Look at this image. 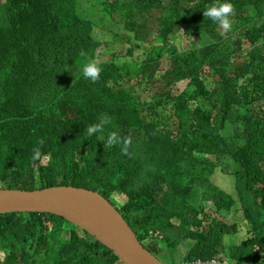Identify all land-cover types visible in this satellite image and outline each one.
I'll use <instances>...</instances> for the list:
<instances>
[{
    "label": "trees",
    "instance_id": "1",
    "mask_svg": "<svg viewBox=\"0 0 264 264\" xmlns=\"http://www.w3.org/2000/svg\"><path fill=\"white\" fill-rule=\"evenodd\" d=\"M227 2L234 13L223 34L203 15L214 0H116L110 11L130 46L118 56L105 42L109 30L80 13V0H0V183L122 195L119 207L110 202L168 264H264V112L243 111L264 105L256 47L264 0ZM182 31L189 44L180 50ZM165 58L176 64L150 95L157 79L146 67ZM89 59L102 68L95 82L83 78ZM102 113L112 123L88 137L84 129ZM111 131L131 135V155L105 147ZM235 164L228 193L229 181L212 177ZM208 203L224 219L249 206L248 226L210 218ZM184 243L191 250L178 261ZM0 253V264H119L96 238L47 213L0 215Z\"/></svg>",
    "mask_w": 264,
    "mask_h": 264
},
{
    "label": "water",
    "instance_id": "2",
    "mask_svg": "<svg viewBox=\"0 0 264 264\" xmlns=\"http://www.w3.org/2000/svg\"><path fill=\"white\" fill-rule=\"evenodd\" d=\"M16 212L63 217L96 238L122 264H166L143 247L122 214L100 192L75 187L0 191V214Z\"/></svg>",
    "mask_w": 264,
    "mask_h": 264
},
{
    "label": "rangeland",
    "instance_id": "3",
    "mask_svg": "<svg viewBox=\"0 0 264 264\" xmlns=\"http://www.w3.org/2000/svg\"><path fill=\"white\" fill-rule=\"evenodd\" d=\"M80 1H82V3H80V6H79L80 13H82L84 17L91 20L95 24V26H97L98 28L109 30L108 32L110 35H106L105 42L111 41L109 42L111 43L110 47L114 49V51L116 52L118 56L120 55L126 56L127 50L130 48L128 37L125 36L127 32L125 31V29H123V25L120 24L121 22L120 16H115L110 11L111 5L115 3L116 0H80ZM0 11L3 12L2 7H0ZM0 26H2L1 20H0ZM112 29H115L116 31H119V30L122 31V35L114 39L113 36L115 34V31H112ZM184 36H185L184 32L182 31L180 35L178 36V38L175 40L180 50H183V47H187L189 44V41L187 39H184ZM104 47L109 49V46L107 43L104 44ZM129 59L131 58H128L126 60H129ZM126 60H123V61H126ZM175 64H176V61L174 59L165 58V59H161L160 62L158 63H154L153 65L146 67L148 72H154V76L157 79L155 81V85L150 86L151 88L149 90L150 95L155 94L159 90V88L161 87L159 78L164 73H166L168 70H170V68H172ZM205 82L208 85V88L212 87L211 74H207V76L205 77ZM143 98L146 99L148 97L143 96ZM211 158L214 159V157H211ZM46 163H48V159L46 160ZM237 169H238V165L235 164L232 166V170L228 172L225 176H223L222 174H216L212 177V180L213 178L217 181L228 180L229 185L226 187L223 186V189L228 192L232 188V183L234 182L233 173L236 172ZM22 186L23 188L25 187L23 184ZM0 188L1 189H11L8 184H3V183H0ZM232 195H236V194H232ZM110 200L118 207L124 202L122 195H118V194H115L114 196H112V199L110 198ZM205 215H210V218L218 217L219 219H223L224 221L229 223V225L231 226L238 225V227H242L243 225L248 226V223H249L248 220L244 219L242 210H235V212L231 213V215L227 219H224L222 216L218 214L215 205L212 203H208L205 205ZM193 231H196V229L193 228ZM231 243H232V240H229V241L225 240L226 247H229ZM151 244L152 245H148V243L145 242L142 245L146 249H150L154 247V242H152ZM188 249H189V243L180 244L177 250L176 258L177 259L184 258L186 256V252ZM0 257L3 258L4 255L0 253ZM3 261L4 259H2V262ZM163 261L168 264L169 259L166 258ZM119 264H122V263L119 262Z\"/></svg>",
    "mask_w": 264,
    "mask_h": 264
},
{
    "label": "clouds",
    "instance_id": "4",
    "mask_svg": "<svg viewBox=\"0 0 264 264\" xmlns=\"http://www.w3.org/2000/svg\"><path fill=\"white\" fill-rule=\"evenodd\" d=\"M233 13H234V6L230 2H227V0H224V2H221V0H214V3L212 5H210L209 7H207L203 11V15H204L205 18L211 19L212 21L216 22L223 29V34H226L231 29V19H230V17L232 16ZM247 25H248V23H247ZM201 38H202V34H201L200 39ZM256 47L259 50H261V53H259L257 60L258 61H264V32L261 35H259ZM101 71H102V68L94 60L89 59L85 63V65L83 67V70H82L83 78L90 79L91 81L95 82V81H97L99 79V75H100ZM73 82L74 81H72V83ZM252 109L264 112V105H262V102H256V103L253 104L252 107H250L247 110L243 108L244 114L247 116V114ZM111 123H112L111 117L108 116L106 113H102L98 117L97 122L87 126L84 129V132L86 133V135L88 137H93L97 133H103L104 130H105V127L110 125ZM41 143H43V142L41 141ZM104 145H105V147H113V146H116V145H120L121 146V153L123 155H131L129 153V151H128L129 147L131 146V135L122 137V136H120L118 134L117 131H111V132L107 133V137H106V140L104 141ZM40 156H41V153H40L39 149H34L33 150V159L34 160L35 159H39ZM46 164H48V163H46ZM228 172L229 171H226V172L218 171L217 174H222L223 176H225ZM35 186H36L35 187L36 189H34V190H28V189H1L0 188V191H2V190H21V191L34 192V191L46 189V187L45 188L42 187L40 185V183L36 184ZM56 187H74V186H55L54 184H52V185H49L47 188L48 189H53V188H56ZM75 188H77V187H75ZM248 208H249V206L246 207V208L244 207V209H238V210H242L243 216H244V212L247 213ZM16 213H39V212H16ZM7 214H12V213H3V214H0V215H7ZM262 219L264 220V216H263ZM177 250H178V248H177ZM150 252L154 256L158 257L160 260L166 259L164 257H163V259H161L159 256L154 254L152 251H150ZM160 255H162V254H160ZM176 255H177V252L175 254V258H176ZM211 259H213V258H211ZM216 259H218V258H216ZM201 260H203V259H201ZM207 260H210V259H207ZM221 263L224 264L223 261H221ZM179 264H187V262L179 263Z\"/></svg>",
    "mask_w": 264,
    "mask_h": 264
},
{
    "label": "built area",
    "instance_id": "5",
    "mask_svg": "<svg viewBox=\"0 0 264 264\" xmlns=\"http://www.w3.org/2000/svg\"><path fill=\"white\" fill-rule=\"evenodd\" d=\"M187 264H222V263L219 259L213 258L210 260L195 259L192 261H188Z\"/></svg>",
    "mask_w": 264,
    "mask_h": 264
},
{
    "label": "flooded vegetation",
    "instance_id": "6",
    "mask_svg": "<svg viewBox=\"0 0 264 264\" xmlns=\"http://www.w3.org/2000/svg\"><path fill=\"white\" fill-rule=\"evenodd\" d=\"M151 251L156 254L157 256H159L161 259H163V255H160L156 250H154L153 248H151ZM163 261V260H162Z\"/></svg>",
    "mask_w": 264,
    "mask_h": 264
},
{
    "label": "crops",
    "instance_id": "7",
    "mask_svg": "<svg viewBox=\"0 0 264 264\" xmlns=\"http://www.w3.org/2000/svg\"><path fill=\"white\" fill-rule=\"evenodd\" d=\"M144 247V246H143ZM191 250V248L190 249H188V251H190ZM181 259H178V261H180ZM164 262V261H163ZM165 263V262H164ZM172 263H174V261H172ZM167 264V263H166ZM179 264V263H178Z\"/></svg>",
    "mask_w": 264,
    "mask_h": 264
}]
</instances>
